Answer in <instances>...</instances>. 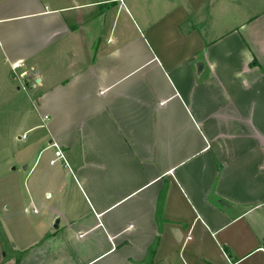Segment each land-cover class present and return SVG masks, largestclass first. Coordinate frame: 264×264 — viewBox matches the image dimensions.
<instances>
[{
  "label": "crops",
  "instance_id": "1",
  "mask_svg": "<svg viewBox=\"0 0 264 264\" xmlns=\"http://www.w3.org/2000/svg\"><path fill=\"white\" fill-rule=\"evenodd\" d=\"M18 109L12 138L42 130L48 157L44 239L19 245L9 184L0 264H147L159 227L151 264H264V0H0Z\"/></svg>",
  "mask_w": 264,
  "mask_h": 264
},
{
  "label": "rangeland",
  "instance_id": "2",
  "mask_svg": "<svg viewBox=\"0 0 264 264\" xmlns=\"http://www.w3.org/2000/svg\"><path fill=\"white\" fill-rule=\"evenodd\" d=\"M17 87H20L19 93H17V97H12V99L17 102V106L21 107L20 103H22L30 109L29 118L32 127L35 125H41L40 118L36 114L32 101L34 96L27 92V88L23 82L20 84L15 82L14 89L16 90ZM12 93H14V91H12ZM25 93L27 95H25ZM21 113L23 112H20V109L16 111H0V170L2 174L0 176V195L7 191L9 184L15 186L13 193L14 200L7 204L10 206V213L19 212L14 224L16 236L21 237L19 245H23L22 243H24V241L31 242V239L34 243H39V241L44 239L43 237L41 239H36V234L44 226V223H38V226H36V223L39 222L44 210L41 212L42 210L38 204H29L30 193H33L35 196L37 193L36 199L39 204H46L48 202L43 198L44 195L40 188V182L37 179L40 177V172L44 169V163L48 158L47 153L38 154L39 147L36 148L35 145H32L33 140L38 139L42 130L34 129L28 133H24L26 137L21 141H18L17 138H12L14 131L13 127H18L16 120L19 119ZM22 134L23 132L17 136H22ZM21 161L24 162L23 166L19 164ZM26 165L28 170L22 172V169H24ZM15 166L17 167L16 174L9 173V169ZM32 166V171H34V173H32L33 175L31 179H26L24 181V176L27 175V172ZM34 183H36L35 187H33ZM31 187L33 192L31 191ZM5 196L6 194L0 199L5 198ZM34 210L35 214H33ZM24 232H26L28 236L30 235V239L23 238ZM13 243L14 242L10 243V245L13 246Z\"/></svg>",
  "mask_w": 264,
  "mask_h": 264
},
{
  "label": "trees",
  "instance_id": "3",
  "mask_svg": "<svg viewBox=\"0 0 264 264\" xmlns=\"http://www.w3.org/2000/svg\"><path fill=\"white\" fill-rule=\"evenodd\" d=\"M161 202H162V194H161V196L159 197V204H160ZM157 224H158V225L160 224V222L158 221V219H157ZM159 232H160V227H159V231H158L157 236L155 237L153 243L151 244V246H150V247L148 248V250H147V258H146V260H147V264H151V262H152V256H153V254H154V252H155V248H156V246H157V244H158V241H159Z\"/></svg>",
  "mask_w": 264,
  "mask_h": 264
},
{
  "label": "built area",
  "instance_id": "4",
  "mask_svg": "<svg viewBox=\"0 0 264 264\" xmlns=\"http://www.w3.org/2000/svg\"><path fill=\"white\" fill-rule=\"evenodd\" d=\"M25 137H26V136L23 135V136H22V139H25ZM54 156H55L56 158H60L61 155H60V153H59L58 151H56V152L54 153Z\"/></svg>",
  "mask_w": 264,
  "mask_h": 264
},
{
  "label": "water",
  "instance_id": "5",
  "mask_svg": "<svg viewBox=\"0 0 264 264\" xmlns=\"http://www.w3.org/2000/svg\"><path fill=\"white\" fill-rule=\"evenodd\" d=\"M201 66V64H199ZM57 225H58V220L55 221V224H54V229L57 228Z\"/></svg>",
  "mask_w": 264,
  "mask_h": 264
}]
</instances>
